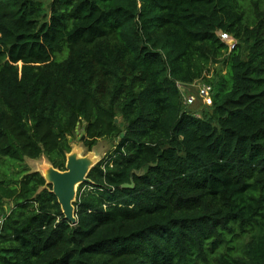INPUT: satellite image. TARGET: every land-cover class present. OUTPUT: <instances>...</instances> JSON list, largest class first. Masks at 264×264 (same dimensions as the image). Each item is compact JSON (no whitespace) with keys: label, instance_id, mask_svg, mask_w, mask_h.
<instances>
[{"label":"trees","instance_id":"1","mask_svg":"<svg viewBox=\"0 0 264 264\" xmlns=\"http://www.w3.org/2000/svg\"><path fill=\"white\" fill-rule=\"evenodd\" d=\"M81 121L71 224L24 159ZM0 264H264V0H0Z\"/></svg>","mask_w":264,"mask_h":264},{"label":"water","instance_id":"2","mask_svg":"<svg viewBox=\"0 0 264 264\" xmlns=\"http://www.w3.org/2000/svg\"><path fill=\"white\" fill-rule=\"evenodd\" d=\"M117 120L118 118H115L116 122ZM83 132H85L84 129ZM82 137L84 138V135ZM94 164L88 157H81L75 152H70L67 155L65 170L61 171L50 165L42 174L45 180L52 185L51 192L56 196L65 219L71 224H75L77 220L73 206L77 186L88 181V172ZM125 186H132V184H125Z\"/></svg>","mask_w":264,"mask_h":264},{"label":"rangeland","instance_id":"3","mask_svg":"<svg viewBox=\"0 0 264 264\" xmlns=\"http://www.w3.org/2000/svg\"><path fill=\"white\" fill-rule=\"evenodd\" d=\"M20 65V63H19ZM213 67L211 68V72L209 74H205L206 77H209L212 73ZM204 84H208L204 78L194 81L193 83L189 84L182 89H179L181 93H185L188 95H192L195 98V101L192 105L187 106L189 112H194L196 114H201L204 110H210V103H211V92H209V96L207 99H201L197 95L198 88ZM209 85V84H208ZM210 88L211 85H209ZM184 90V91H183ZM84 129V122L81 121L77 124V128L74 131V134L70 137L71 142V152H75L78 156H85L90 159L92 163H96L100 158H102L107 152H109L112 148L113 141L117 140V138H107L103 137L97 140L96 144L89 149L84 142L82 141V135ZM24 163L31 169V170H38L41 174L44 173L45 169L50 166L47 163L44 156H41L36 159L32 158H25ZM6 207H10L11 203L6 201Z\"/></svg>","mask_w":264,"mask_h":264},{"label":"built area","instance_id":"4","mask_svg":"<svg viewBox=\"0 0 264 264\" xmlns=\"http://www.w3.org/2000/svg\"><path fill=\"white\" fill-rule=\"evenodd\" d=\"M220 38L222 40L228 42V44H229L230 47H233V40L230 38V36L227 33L220 32ZM178 87L180 89H182V88L185 87V85L178 84ZM210 91H211L210 86L208 84L207 85L204 84V85H202L201 87L198 88L197 95L201 99H207L208 96H209V92ZM182 98H183V103H184L185 106L192 105L194 103V101H195L194 96L185 94L184 92L182 94Z\"/></svg>","mask_w":264,"mask_h":264},{"label":"clouds","instance_id":"5","mask_svg":"<svg viewBox=\"0 0 264 264\" xmlns=\"http://www.w3.org/2000/svg\"><path fill=\"white\" fill-rule=\"evenodd\" d=\"M220 32H223V31H217V34H218V36H219V38H220ZM226 33V32H225ZM228 34V33H227ZM229 36H230V38L233 40V47H234V44H235V40L232 38V36L230 35V34H228ZM221 39V38H220ZM222 40V39H221ZM223 42H225L227 45H228V48H229V50H231L233 47H230L229 46V44H228V42H226V41H224V40H222ZM177 84H182V83H177ZM183 85H185V87L186 86H189V84H183ZM179 88V87H178ZM180 89V88H179ZM183 94V93H182ZM189 106V105H188ZM77 128V127H76ZM84 133V138H85V132H83ZM83 136V135H82ZM83 138V137H82ZM70 140V139H69Z\"/></svg>","mask_w":264,"mask_h":264}]
</instances>
